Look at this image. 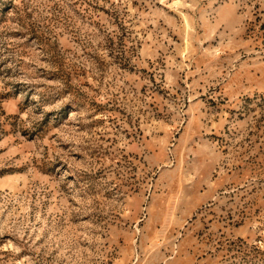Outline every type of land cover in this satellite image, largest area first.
Here are the masks:
<instances>
[{
  "label": "rangeland",
  "instance_id": "374dc122",
  "mask_svg": "<svg viewBox=\"0 0 264 264\" xmlns=\"http://www.w3.org/2000/svg\"><path fill=\"white\" fill-rule=\"evenodd\" d=\"M0 264H264V0H0Z\"/></svg>",
  "mask_w": 264,
  "mask_h": 264
}]
</instances>
